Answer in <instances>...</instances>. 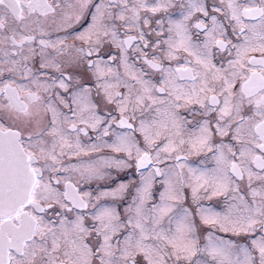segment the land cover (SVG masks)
<instances>
[{
    "label": "snow or ice",
    "instance_id": "1",
    "mask_svg": "<svg viewBox=\"0 0 264 264\" xmlns=\"http://www.w3.org/2000/svg\"><path fill=\"white\" fill-rule=\"evenodd\" d=\"M0 264H264V0H0Z\"/></svg>",
    "mask_w": 264,
    "mask_h": 264
}]
</instances>
